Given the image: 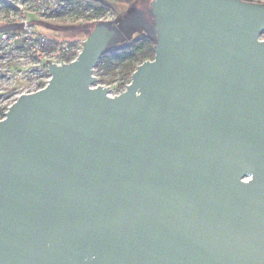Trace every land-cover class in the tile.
Here are the masks:
<instances>
[{
	"label": "water",
	"instance_id": "1",
	"mask_svg": "<svg viewBox=\"0 0 264 264\" xmlns=\"http://www.w3.org/2000/svg\"><path fill=\"white\" fill-rule=\"evenodd\" d=\"M151 13L123 92L96 83L98 23L1 118L0 264H264V2Z\"/></svg>",
	"mask_w": 264,
	"mask_h": 264
},
{
	"label": "built area",
	"instance_id": "2",
	"mask_svg": "<svg viewBox=\"0 0 264 264\" xmlns=\"http://www.w3.org/2000/svg\"><path fill=\"white\" fill-rule=\"evenodd\" d=\"M89 5L80 0L0 1L1 23L10 26L8 30H0V59L6 65V76L31 79V84L27 82L30 90L24 93L45 87L51 78L50 64L66 65L75 60L83 51L87 39L49 40L48 36L36 29V20L32 17L38 18L40 22L68 16L81 24L115 23L112 9H102L101 6L91 8ZM11 104L6 106L5 112Z\"/></svg>",
	"mask_w": 264,
	"mask_h": 264
},
{
	"label": "rangeland",
	"instance_id": "3",
	"mask_svg": "<svg viewBox=\"0 0 264 264\" xmlns=\"http://www.w3.org/2000/svg\"><path fill=\"white\" fill-rule=\"evenodd\" d=\"M84 4H90L91 8H98L100 5L99 0H81ZM151 1L152 0H139L136 3H131V5H127L126 3L119 2L117 0H111L105 6V9H112L114 12L115 21L114 26L117 28V35L114 38L106 49H110L111 47L122 46L123 44L132 42L134 39L139 37H144V35H151L157 38L156 35V24L154 22L153 13H151ZM254 2H264V0H252ZM89 8V7H87ZM104 14V13H103ZM36 20V29L39 32H43L46 36L51 39H69L74 40L76 38H87L90 31L94 28L95 24H81L76 21L75 18H71L68 16L58 18L57 20H53L51 22H40L38 18L32 17ZM0 20V30L3 27H10L6 25V23ZM112 26V25H111ZM261 39L264 40V32L260 36ZM1 58V57H0ZM6 65L3 64V61L0 59V119L4 116L5 108L12 101L18 99L22 93L30 90V86L27 82L30 80H24L23 78L17 76H6ZM14 70V69H12ZM121 66L115 68L116 75L114 76V80L110 83L108 82H96L97 84H103L109 87V94L118 95L123 92L126 88L124 80H122L121 75ZM97 75V74H96Z\"/></svg>",
	"mask_w": 264,
	"mask_h": 264
},
{
	"label": "trees",
	"instance_id": "4",
	"mask_svg": "<svg viewBox=\"0 0 264 264\" xmlns=\"http://www.w3.org/2000/svg\"><path fill=\"white\" fill-rule=\"evenodd\" d=\"M75 1V0H74ZM81 1V0H80ZM86 1V0H84ZM97 1V0H96ZM102 9L111 0H99ZM127 5L136 3L139 0H117ZM252 1V0H248ZM117 23V21H116ZM9 27H3L1 30H8ZM49 38V37H48ZM61 39V38H60ZM49 40H54L49 38ZM64 40V39H63ZM156 40L151 35H144L134 39L132 42L123 44L122 46L111 47L107 49L100 57V61L95 68V72L98 77V82H112L116 75L115 68L121 66L122 80L127 84L128 80L134 73V69L137 65L144 62L146 59H154ZM1 111V110H0Z\"/></svg>",
	"mask_w": 264,
	"mask_h": 264
},
{
	"label": "flooded vegetation",
	"instance_id": "5",
	"mask_svg": "<svg viewBox=\"0 0 264 264\" xmlns=\"http://www.w3.org/2000/svg\"><path fill=\"white\" fill-rule=\"evenodd\" d=\"M110 25H112V27L114 26V24H110ZM115 27H116V26H115ZM115 27H114V28H115ZM115 29L117 30V28H115ZM117 33H118V32H117ZM116 35H117V34H116Z\"/></svg>",
	"mask_w": 264,
	"mask_h": 264
}]
</instances>
